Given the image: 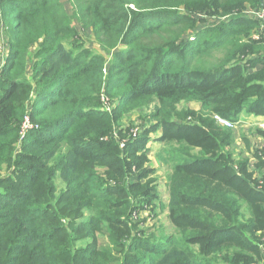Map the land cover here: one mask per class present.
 Here are the masks:
<instances>
[{
	"label": "trees",
	"instance_id": "obj_1",
	"mask_svg": "<svg viewBox=\"0 0 264 264\" xmlns=\"http://www.w3.org/2000/svg\"><path fill=\"white\" fill-rule=\"evenodd\" d=\"M70 2L0 0V264H264V151L235 165L215 120L264 117V0ZM152 141L175 163L160 238L138 232Z\"/></svg>",
	"mask_w": 264,
	"mask_h": 264
},
{
	"label": "rangeland",
	"instance_id": "obj_2",
	"mask_svg": "<svg viewBox=\"0 0 264 264\" xmlns=\"http://www.w3.org/2000/svg\"><path fill=\"white\" fill-rule=\"evenodd\" d=\"M67 11L73 13V8L70 0H61ZM209 22H212L209 20ZM1 30V29H0ZM1 37V59L0 67L2 66L5 55L8 52L9 46L7 39L4 36L3 31H0ZM92 33L87 30L84 32V38L87 43V47L90 50L96 51V43L92 39ZM34 51V49L32 50ZM106 104V102H104ZM150 112H134L124 118L123 129L127 135H137L141 129L147 124L145 115ZM257 115L248 114L243 111L239 117V122L235 123L233 128L223 127L224 129L232 132L233 144L229 149L234 164L237 165L240 162L247 161L249 167L253 171L255 164L258 162L257 156L264 151V146L259 143L258 136L260 129V123L256 122ZM246 118V119H245ZM245 120H247L245 122ZM128 140V139H127ZM124 146V143L121 145ZM171 146L163 143L152 141L149 143L148 150V162L145 167L151 170L149 177L141 181V186L135 189V192H143L144 190H150L153 195V200L149 206L148 216L146 223L138 229V232L144 234V237L148 238L150 235H156V238L166 237L174 233V228L168 218V206L170 199V178L173 175L174 162L172 160L173 153L171 152ZM193 154H198L197 151H193ZM64 183L60 179L58 180L59 189L64 188ZM138 218L137 213H135ZM142 236V235H141ZM143 237V236H142ZM99 242L101 246L107 247L110 245L108 235L102 233L99 235ZM86 245L81 243L79 246Z\"/></svg>",
	"mask_w": 264,
	"mask_h": 264
},
{
	"label": "built area",
	"instance_id": "obj_3",
	"mask_svg": "<svg viewBox=\"0 0 264 264\" xmlns=\"http://www.w3.org/2000/svg\"><path fill=\"white\" fill-rule=\"evenodd\" d=\"M254 16L260 21L261 30L264 31V4L259 11L254 12ZM215 120L217 121V123L221 127L233 128L235 125V123H233L229 120H225L219 116H216ZM263 128H264V126H263Z\"/></svg>",
	"mask_w": 264,
	"mask_h": 264
},
{
	"label": "crops",
	"instance_id": "obj_4",
	"mask_svg": "<svg viewBox=\"0 0 264 264\" xmlns=\"http://www.w3.org/2000/svg\"><path fill=\"white\" fill-rule=\"evenodd\" d=\"M246 121L247 120H245V122ZM255 121L261 124L260 127H259L260 131H264V128H263V126H264V117H258V118L255 119ZM258 140H259V143L264 146V138L262 137V135L259 134Z\"/></svg>",
	"mask_w": 264,
	"mask_h": 264
}]
</instances>
